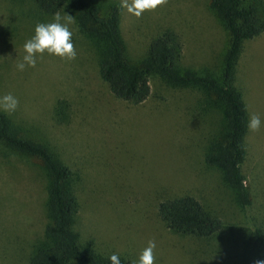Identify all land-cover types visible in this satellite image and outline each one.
I'll return each instance as SVG.
<instances>
[{
  "label": "rangeland",
  "instance_id": "374dc122",
  "mask_svg": "<svg viewBox=\"0 0 264 264\" xmlns=\"http://www.w3.org/2000/svg\"><path fill=\"white\" fill-rule=\"evenodd\" d=\"M90 1L104 16L121 4ZM0 4L1 16L9 8ZM35 25L26 27L9 13L0 18V96L10 93L17 99L16 110L5 113L15 127L35 135L37 120L47 122L57 99L71 102V120L59 126L57 136L68 148L70 157L65 158L75 174L81 203L75 230L81 243L92 242L102 254L135 264L149 241L155 244L153 264H242L249 233L254 226L264 227V32L245 41L234 79L249 117L261 120L260 129L248 131L245 138L241 169L252 199L245 207L221 169L206 160L224 123L214 94L154 74L147 100L134 104L118 98L99 78L98 46L77 39L70 25L75 59L44 54L34 67L19 71L23 44ZM166 30L181 42L182 72L221 74L229 33L212 0H165L140 17L121 8L122 47L134 65L141 64L152 40ZM48 189L41 160L0 143V264H29L45 240L52 222ZM186 195L222 221L219 231L199 237L165 226L158 203Z\"/></svg>",
  "mask_w": 264,
  "mask_h": 264
},
{
  "label": "trees",
  "instance_id": "16d2710c",
  "mask_svg": "<svg viewBox=\"0 0 264 264\" xmlns=\"http://www.w3.org/2000/svg\"><path fill=\"white\" fill-rule=\"evenodd\" d=\"M8 17L26 27L51 22L54 15L73 18L70 24L76 37L86 38L99 48L98 75L110 92L123 100L139 104L151 94V77L162 76L167 82L183 87L195 86L215 95L224 116L220 133L211 142L206 160L221 169L229 185L238 192L243 206L251 205V192L241 166L246 157L245 138L248 132V109L243 95L234 85L237 61L245 41L264 32L263 0H212V8L229 33V47L219 76L182 72L178 63L182 46L177 34L170 30L152 40L140 65L126 56L120 34L119 4H114L107 16L90 0H1ZM0 4V10H1ZM47 122L37 120L35 133L14 126L11 118L0 111V143L41 160L49 177L48 211L51 223L46 227L45 240L40 242L29 264H111L109 257L97 250L94 243H81L75 224L81 209L75 174L66 155L69 151L57 136L60 125H68L72 115L69 100L57 99L49 111ZM39 134V136H37ZM65 149L64 155L61 148ZM69 160V159H68ZM157 213L170 230L199 237H210L222 227V221L210 215L193 196L186 195L161 200ZM242 255V264H257L264 260V227L254 226L249 233ZM117 256V255H116ZM120 264H135L117 256Z\"/></svg>",
  "mask_w": 264,
  "mask_h": 264
},
{
  "label": "clouds",
  "instance_id": "9594fccd",
  "mask_svg": "<svg viewBox=\"0 0 264 264\" xmlns=\"http://www.w3.org/2000/svg\"><path fill=\"white\" fill-rule=\"evenodd\" d=\"M165 0H121L120 7L126 9L128 13L140 17L147 10H154ZM73 18L69 14L61 17L54 15L51 22L37 23L34 27L33 35L23 44L24 55L22 60L17 63L16 68L23 71L25 67H34L37 58L44 55L58 56L62 59H75L76 52L72 43V31L69 25ZM18 101L12 94L0 96V111L11 114L16 110ZM261 127L259 116L251 115L247 122V129L256 132ZM155 244L149 241L148 246L142 251L137 264H153V249ZM111 264H120L119 258L113 254L109 257ZM257 264H264V260L257 261Z\"/></svg>",
  "mask_w": 264,
  "mask_h": 264
}]
</instances>
